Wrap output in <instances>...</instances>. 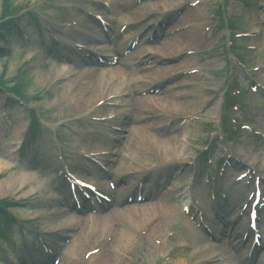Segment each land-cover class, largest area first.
I'll list each match as a JSON object with an SVG mask.
<instances>
[{"label":"rangeland","instance_id":"obj_1","mask_svg":"<svg viewBox=\"0 0 264 264\" xmlns=\"http://www.w3.org/2000/svg\"><path fill=\"white\" fill-rule=\"evenodd\" d=\"M182 1L183 0H177V2ZM253 1L251 0L249 2L250 7L249 9L247 8L248 10L241 9V5H239L240 7L236 8L239 14L242 15L243 13V15L238 16V18L234 22V26L237 28L238 31H245L246 29H249L248 27L250 26L249 21L251 17V10L255 2ZM55 3H62L63 6L65 5L67 9L72 12L70 14L74 16L78 14L77 10L73 8L74 0H9L7 4V11L12 13H17L21 11V13H19L16 17H25L24 19L32 18L34 20L38 19V21L43 22L46 18V21L44 23L51 26V21L55 20V14L57 15V12L54 10L55 6L53 7ZM213 7L214 6L208 8V6L198 5L189 12L182 11L181 15L185 18V21H181L182 23H185L186 21L189 23H192V21H198L197 23L200 27V31L198 28L192 31V33H190L191 30L188 31L187 35L190 37L188 40V44L193 45V47L194 44L198 41L197 38L199 34L201 35V33L203 32L206 23L209 22L208 24H210L211 26L214 25L215 21H217L216 19H218L217 16L213 13ZM230 13H232L231 9ZM253 23L254 26H256V21H253ZM22 25H24V23ZM217 25L218 24H216V26ZM30 28L31 27L29 26L24 27L25 34L27 35V38L30 39V42H35V40L38 39L39 42L46 44L47 39L41 36V34L44 33L42 31H39V29H35L34 31V28H32V30ZM4 35V38L0 36V85L1 83H3V88H5L6 91L13 97L14 95L12 93L16 92L18 94L17 96L20 98L19 100H22V103H24L23 107H20L17 104L13 105L11 103V100H8L7 107L11 110L6 114L15 115L12 116L14 120H12L11 118H7L5 120L6 124H8L11 128V126L14 125L16 121L15 116L17 115L24 116L22 121H25L26 123L29 122L32 113L29 109L34 110V114L37 117L41 118L42 122L45 121V124L49 123L50 126H53L55 121L63 122L64 124H66V120L70 118V116L77 115V112L73 108V106L69 105L70 102L62 94V92L64 93V89L62 90V88H55L53 85L55 81L50 83V79L52 78L51 76H53L52 71H50V68L52 66L51 64H45V60L43 61L41 59L44 54L47 55V52L45 51L46 49L34 47V43L23 45L21 42H18V34L13 31L11 33H7L5 31ZM216 42L217 38L214 36L213 38L209 39V42H204L202 44L199 43V45H197L196 48L192 50L193 56L187 57L190 63L194 65V68H196V71L201 67L207 68L213 66L214 70H218L223 67V60L218 57H215L217 54L219 56L220 52L222 53V50L219 49L218 52L212 53L215 49L220 48L219 46L223 44V41L218 40V42ZM253 46L255 47V49L252 52L247 53L250 56L249 64L259 69L257 76L258 78L260 76L261 81L264 83V50L261 48V46L258 47L256 43H253ZM199 53H202V55L200 56H204L208 60L204 61L203 59H195L196 57L194 55H198ZM218 72L220 71H217L216 73ZM210 78L213 82H209V80H207L206 82L203 75L201 73H198V76H195L196 80L194 82V86L191 89V91L194 92L193 97L187 100L188 102L193 103V106H191V108L189 109V116L194 118H200L201 121L205 120V122L207 120H214L216 114L214 106L210 108L209 113H201L203 105L204 103H206L205 101L209 98V95H215V93L217 92V97L219 96L221 88L218 82H220L221 84L223 82V78L214 77L212 74L210 75ZM113 81L114 79L110 80L109 82H111V84L114 86L116 82L113 83ZM201 82L205 83V85H200ZM187 84H190L189 80L187 81ZM2 93V89L0 88V97ZM158 93L159 91H157V94ZM97 98L95 96L89 101L88 104L82 103L81 106H76V109H83L84 107H86V105L90 104L93 105L98 100ZM0 103H2L1 100ZM208 109L209 107L204 110L208 111ZM195 122L192 121L189 123L190 125L186 130V135L182 134L181 136H178L181 138V142L184 143L182 147L185 150L190 151V153H194L195 150L200 149L198 146L203 144L208 139V132L210 128L206 127L204 129V126L202 127L201 125H199L198 121L197 124ZM255 126L264 131V118L257 121ZM65 127L66 129H68L67 125ZM73 128H75V124ZM84 128L85 127H82V129ZM85 134L86 133L79 134L80 136L74 135L73 139H75L78 144L85 145L87 143ZM11 136L12 134L2 135V142L8 145ZM29 149L30 145L28 141L25 148L28 154ZM252 150L243 149V157L246 159H248L249 156L251 158H254L253 154L254 152H257L258 156H261L262 159H264V148ZM185 154L189 155L188 152H186ZM182 155L184 156V153ZM189 156L191 157L192 155ZM11 158H13L12 155L8 156L0 152V200L8 199L7 205L9 207V209L7 210L0 209V220L5 221L4 223L0 222V238H2L3 242H6V244L8 245L7 251L10 248L9 250L13 251V255L16 256L17 248L12 247L11 241L9 240L11 232L10 230H6L4 228V224H16V221H27L32 227H36L38 231L42 230L41 225H43L44 220H40L39 218H34L33 220V216L38 215L41 212V209L37 205V203L41 200V197L44 198L50 196V187L48 185V179L52 176V174L51 172L47 175L42 174L37 170L31 172L32 170L26 169V165L24 166L21 161L15 163L13 162L14 160H12ZM31 161H33L32 158ZM35 163H39V161ZM144 165L146 164H142L141 167H144ZM20 177H28L29 181H27L23 185L26 186V188L28 187L27 193H16V190H13L12 186L15 187V185H17L16 181H18L17 179H19ZM37 191H39L40 193H38V195H33ZM11 201H14L16 203L14 208L11 207ZM49 208L51 210L55 209L60 211L59 206L57 205L50 206ZM172 215L173 216L171 217V219L167 221L157 220L158 231H155V233L153 234L154 238L148 236L145 237V235L140 233H138V235H135L136 240H134L133 243L130 245L128 251H123L122 253H120V259L122 260L121 263L154 264L155 262H157L159 264H173L172 259H170L169 261L165 260V263L161 260H164V258L170 256L174 257L179 251H184V259L189 258L190 261L188 264H196L197 260L195 257L198 256L194 255L192 257V251L188 249L183 250L179 247L180 243H182L181 240L177 239L176 237H173L172 235L170 236L171 233H173L174 235V233L177 234L181 230L185 231L186 228L178 214L177 216L175 214ZM143 230H146L145 227H143ZM77 231L78 230H76L75 232ZM143 233L145 234L146 232L143 231ZM99 240L105 242L107 239ZM91 241L93 240H89V242ZM112 242L113 239L110 242L108 240V242H106V246L110 247ZM70 243V239L63 243V246L60 251L62 255L60 254L61 256L59 257L58 264L67 263L66 257L64 256L65 251L69 247ZM96 246L97 244L93 243L91 248ZM86 250H89V247H87V249L79 251L78 258L76 259L77 263L79 262V260H81L83 252ZM102 252L103 249L101 253Z\"/></svg>","mask_w":264,"mask_h":264},{"label":"bare ground","instance_id":"obj_2","mask_svg":"<svg viewBox=\"0 0 264 264\" xmlns=\"http://www.w3.org/2000/svg\"><path fill=\"white\" fill-rule=\"evenodd\" d=\"M127 1L128 0H118V4L124 6ZM168 2L169 0H162L156 5H158V7L161 6L163 8L170 7L171 4H169ZM138 14L131 15H133L135 19H138L140 18V14ZM261 16L252 12L250 19L256 20L259 19ZM131 17L132 16H125V18H123V21H126V19H130ZM189 38L190 37L187 34H184L183 32L175 36L166 37L160 44V47L155 50L154 53H156L157 51V53H159L163 57H172L178 55L184 49L189 47ZM184 67H186V64L184 63L169 67H160L150 77H152L153 81H157L158 83L161 80L167 82V80L171 77L172 73L176 74V72L183 70ZM61 70L62 69L58 70L53 68L50 71H52V74L54 75L61 73ZM70 73L71 72L66 74L69 75ZM87 75V79H85V81H83L80 85H77L75 83V90L71 92L69 96L70 102L73 103L75 106H81L82 103L88 104L91 99H93L95 96L97 98L99 94L107 95L108 93H110L112 88L109 81L112 78H118V84L122 83L123 81V74H121V72L119 73L118 70H112V72L107 73L106 75L102 73L94 81L92 80L93 75ZM51 77L54 78L55 76ZM101 80L103 81L101 82ZM165 91L166 90L163 91V94H161L159 98L154 99L153 101L148 102L147 99L140 100V106L144 105V108H149V112L151 113H155L152 111V109H154L159 115L169 114L171 115V117L179 116L182 113H189V109L191 108V106H193V103L187 101L176 103L174 100H172L171 96L165 94ZM183 94L185 93L179 92L176 95L179 96ZM137 116L140 118L143 117L141 116V114H137ZM146 128L147 126H136V128L134 127L131 134L128 136L124 145V149L126 150L125 152L127 153V156L130 157V160L125 161L123 158V160L119 162L122 173L137 170V168L141 167L142 164H147L149 166L151 164L156 163V161H161L164 157L166 159H176L186 156V152H188V154L190 153V151L185 150L183 147H180L181 143L180 141H178L179 137H172V135L166 134L163 135V139L158 137L157 140H155L151 137V133L148 132V130L151 129L152 126H148L147 131ZM18 131L19 126H15L13 129L14 135L17 136ZM186 134L187 132L185 131L184 135ZM18 136H20V133ZM17 138L18 137L15 138V141L17 140ZM119 151L120 150H118L116 154H119ZM183 153L184 156L182 155ZM142 174H144V172H140V175ZM17 180V185H15V187L12 186L13 190H16V193L24 191L25 187L23 185L24 183L29 181L28 177H20ZM177 195L178 194H175L174 187H172L164 194L158 196L157 201H155L154 204H148L139 209H135V207H125L122 208V210L119 212L117 210L113 211L112 213H110L109 216L107 215L108 217L106 216L100 220L87 219L82 221H76L71 218L68 219L65 218V216H62L65 215V211L61 213L56 210H52L49 213L48 211L45 212L47 215H49L48 217H50L51 219L50 224H53V227L50 228H53L56 230L57 233H60L61 238H72L69 247L65 251L64 257H66V264H78L76 261V259L78 258V253L79 251L85 249L88 240H99L103 237L106 238V236L110 233H114V236L112 238L113 242L109 247L110 249H108L107 246H104V251H106L107 249L108 250L105 255L101 254L99 256L101 257L100 264H122V260L120 259V253H122L123 251H128L130 245L133 243L134 240H136L135 235L139 229L145 226H152L153 221L168 220L170 217H172V214L176 211L178 207L177 205H175L174 201ZM169 199H172L173 204H170L167 201ZM61 217L65 219L62 220V222L64 223L59 222V219H61ZM74 223L80 226V230L76 234L73 232V228L75 227ZM46 234L47 237L57 238L58 241L60 240L58 237L53 236L55 234L54 232L52 233V235L51 232L47 230ZM181 235L183 239H190L191 237H193V235L186 234V232L181 233ZM56 248L57 247H55V250ZM205 251L209 252L210 250L205 249ZM201 260L204 261V264H208L211 263L213 257H202ZM183 262V260L178 261V263L180 264H183Z\"/></svg>","mask_w":264,"mask_h":264}]
</instances>
